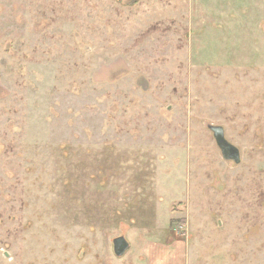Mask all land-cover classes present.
I'll list each match as a JSON object with an SVG mask.
<instances>
[{"label":"rangeland","instance_id":"374dc122","mask_svg":"<svg viewBox=\"0 0 264 264\" xmlns=\"http://www.w3.org/2000/svg\"><path fill=\"white\" fill-rule=\"evenodd\" d=\"M147 246L264 264V0H0V264Z\"/></svg>","mask_w":264,"mask_h":264},{"label":"water","instance_id":"95a60500","mask_svg":"<svg viewBox=\"0 0 264 264\" xmlns=\"http://www.w3.org/2000/svg\"><path fill=\"white\" fill-rule=\"evenodd\" d=\"M213 132L214 139L218 148L222 153V157L226 160L239 162V153L236 147L230 144L224 137L223 131L219 126H209ZM129 247L128 241L123 236H118L112 240L113 253L120 257L123 256Z\"/></svg>","mask_w":264,"mask_h":264},{"label":"crops","instance_id":"0c3cea01","mask_svg":"<svg viewBox=\"0 0 264 264\" xmlns=\"http://www.w3.org/2000/svg\"><path fill=\"white\" fill-rule=\"evenodd\" d=\"M137 230H139L138 233L140 232L142 234H148L147 228L146 229H144V228L138 229L136 222H134V236H136ZM129 248H130V243H129ZM129 248H128V250H129ZM134 249H135V246H134ZM166 251H167V249L165 250L164 248L161 249V248H157L155 246H152V247L147 246L142 251L134 250V255H133V257L135 259L134 264H163L162 261L164 262V260H162L161 257H160L161 262L159 261V258L156 259L155 257H157V256L159 257V255L166 257L167 256V253H165ZM169 260L170 259L167 257L166 264H170Z\"/></svg>","mask_w":264,"mask_h":264},{"label":"flooded vegetation","instance_id":"af4514ba","mask_svg":"<svg viewBox=\"0 0 264 264\" xmlns=\"http://www.w3.org/2000/svg\"><path fill=\"white\" fill-rule=\"evenodd\" d=\"M129 248V247H128ZM128 250V249H127Z\"/></svg>","mask_w":264,"mask_h":264},{"label":"trees","instance_id":"16d2710c","mask_svg":"<svg viewBox=\"0 0 264 264\" xmlns=\"http://www.w3.org/2000/svg\"><path fill=\"white\" fill-rule=\"evenodd\" d=\"M172 222V221H171Z\"/></svg>","mask_w":264,"mask_h":264}]
</instances>
